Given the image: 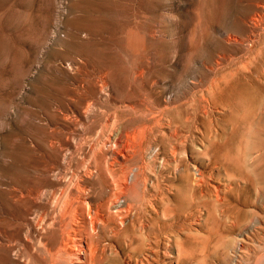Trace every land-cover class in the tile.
Listing matches in <instances>:
<instances>
[{"label": "rangeland", "instance_id": "1", "mask_svg": "<svg viewBox=\"0 0 264 264\" xmlns=\"http://www.w3.org/2000/svg\"><path fill=\"white\" fill-rule=\"evenodd\" d=\"M257 2L259 3L258 0H0V264H52L53 260L54 264H59L57 262H62V258L63 262L60 264H71L73 259H78L77 251L81 253L86 250L88 254L86 246L79 247L78 237V242L76 239L74 242L65 239L74 227L84 229V234L89 233V230L91 232L87 236L96 249L92 264H249L250 261V264H264L258 258L264 253H260L264 249V150H261V146H264V103L258 109V105L261 107V102H264V48L257 49L261 44L258 42L262 39L264 41V15L256 11ZM251 19H256L258 23L256 36L250 34L246 26ZM257 19H260L262 25H259ZM263 41L260 46L264 47ZM252 42L254 46L251 45ZM247 43L251 46L247 47ZM260 68H263V72ZM261 77L263 79L260 81ZM102 81L104 85H101ZM103 88L105 93L102 92ZM225 93L228 94L227 97ZM204 107L210 113L207 111L205 114ZM86 115L91 119L90 122ZM139 126L144 130L150 126L146 129L147 135L146 130L139 132L142 131ZM88 127L92 128L89 130ZM120 128L124 130L121 134ZM129 129L135 130L133 135L135 133L136 137ZM163 132H167L164 133L168 134L167 137ZM140 133H144L143 136ZM138 134L146 138L140 142ZM134 138L140 139L139 144L135 140V144L133 143ZM110 143L114 144L110 146ZM122 143L125 145L120 147ZM140 143L141 149L138 148ZM102 150L105 152L102 153ZM112 151L127 155L124 156L127 160L120 158L113 165L115 168L124 162L119 167L127 166V173L121 177L123 173L119 172L121 168L117 166V177H128L129 182L125 179L126 183L128 182L129 187H135L139 194L138 201L129 202V207L121 215L109 208L112 203L110 193L114 192L115 184L111 182L112 178L106 182L109 176L107 172L105 175V170L113 163L110 162L113 159ZM227 153L230 158H227ZM64 155L67 156L66 165L62 162ZM222 156L227 159L224 158L226 162ZM233 156L236 158L232 159ZM230 159L236 161L234 166ZM237 162L241 163V167H237ZM139 164L140 169L137 170ZM133 167L136 169H131ZM86 170L87 176L84 174ZM56 173L59 174L57 177ZM98 174H102L104 178L98 177ZM202 174L212 178L205 179ZM90 176L92 181L89 180ZM78 178L83 181H78ZM93 178L97 180L95 185L92 184L95 182ZM193 180L201 181V184L198 182L197 186L198 183ZM208 180L210 181L207 182ZM75 181L79 182L78 185L81 183V189ZM229 181L233 187L229 188ZM109 182L113 184L110 185ZM84 183L90 186L89 189ZM77 188L82 199L72 210H67L65 205L72 194L77 193ZM106 188H110V191ZM220 189L224 191V196ZM65 191L69 193L68 196ZM91 193L92 196L88 195ZM213 194L216 195L214 200L222 201H214V204L216 202L222 206L213 204ZM185 197L187 200L182 201ZM197 199L204 203L197 202ZM58 201H61L60 205ZM197 203L207 210L202 206L200 209ZM217 208L222 211H216ZM68 211H71L69 215ZM64 212H67V219ZM94 212L98 213L95 218L104 215L106 218L99 219L95 230L91 225L95 220ZM233 218H236L237 224H232ZM137 229H140V233ZM216 231L219 233L215 235L213 232ZM229 233L236 239L235 243L233 239L227 241L232 238ZM224 239L226 241L223 242ZM240 242L243 246L249 243L245 247L248 255L232 249L237 248ZM99 243L102 245L99 246ZM74 244L76 250L73 249ZM222 244L227 251L221 247ZM202 247H205L204 251H201ZM48 251L53 253L48 254ZM203 252L205 254H201ZM121 253H125L127 259L124 260ZM52 255L54 259L51 258ZM55 256H59L60 261L56 262L59 258ZM72 264H79V260Z\"/></svg>", "mask_w": 264, "mask_h": 264}, {"label": "bare ground", "instance_id": "2", "mask_svg": "<svg viewBox=\"0 0 264 264\" xmlns=\"http://www.w3.org/2000/svg\"><path fill=\"white\" fill-rule=\"evenodd\" d=\"M258 1H259V3L257 2V5H256V11L259 12L260 14H263V15H264V0H258ZM255 4H256V3H255ZM259 13H258V15H259ZM254 14H255V13H254ZM254 14H253V16H254ZM255 15H256V14H255ZM253 16H252V17H253ZM259 16H260V15H259ZM255 17H256V16H255ZM257 18H258V16H257ZM261 18H262V17H261ZM261 18H260V19H261ZM263 18H264V17H263ZM260 19H257L258 22H259ZM262 20H263V19H262ZM262 22H263V21H262ZM259 25H262V24H260V22H259ZM246 26H247V29L249 30L250 34H252L253 36H254V35L256 36V35L258 34V33L255 34V32L257 31V28H258V23H257L256 19H253V20L251 19L250 21H248V23L246 24ZM263 28H264V27H263ZM263 28H262V29H263ZM262 29H261V30H262ZM259 33H260V32H259ZM263 34H264V33H263ZM260 35H261V33H260ZM242 37H243V36H242ZM243 38H244V37H243ZM251 38H252V37H251ZM259 38H260V37H259ZM259 38H258V39H259ZM229 39H230V37H229ZM244 39H245V38H244ZM244 39H242V40H244ZM247 39H248V38H246V40H247ZM254 39H255V38H254ZM235 40H236V39H235ZM259 40H260V39H259ZM247 41H248V40H247ZM262 41H263V39H262ZM262 41H260V42H258V43H259V44L261 43L260 45H262V44H263ZM243 42H244V41H243ZM263 42H264V41H263ZM234 43H235V42H234ZM244 43H245V42H244ZM244 43H243V44H244ZM255 43H256V42H255ZM236 44H237V43H236ZM243 44H242V45H243ZM249 44H251V43H249ZM245 45H247V47H248V46H251V45H253V42H252L251 45H248V43L245 44ZM260 45L258 46V48H257V47H256V48H257V49H259V47L264 48L263 46H260ZM253 46H254V45H253ZM253 46H252V48H253ZM237 47H238V46H237ZM256 48H255V51L257 52ZM238 49H239V48H238ZM245 49H247V48H245ZM248 49H249V48H248ZM240 50H241V49H240ZM260 52H261V51H260ZM262 53H263V52H262ZM259 54H260V53H259ZM259 54H258V55H259ZM263 54H264V53H263ZM263 57H264V56H263ZM259 60H260V59H259ZM261 61H262V60H261ZM261 61H258V62L261 63ZM263 63H264V62H263ZM250 68H251V67H250ZM257 68H259V67H257ZM263 68H264V67H263ZM263 68H262V69H263ZM247 69H249V68H247ZM247 69H246V70H247ZM260 69H261V68H260ZM262 69H261V71L263 72ZM259 71H260V70H259ZM259 71H256V72L259 73ZM258 73H257V74H258ZM263 74H264V73H263ZM263 74L260 73V75H263ZM248 76H249V75H248ZM262 77H263V76H262ZM262 77L260 78V81H261V79H263ZM251 78H252V77H251ZM256 78H257V77H256ZM237 80H238V79H237ZM263 81H264V80H263ZM104 83H105V82H104ZM242 83H243V82H242ZM256 83H257V82H256ZM225 84H226V83H225ZM101 85H104V84H103V81H102V84H101ZM262 85H263V84H262ZM262 85H261V86H262ZM99 86H100V85H99ZM99 86H98V87H99ZM101 87H102V86H101ZM103 87H104V86H103ZM222 87H223V86H222ZM92 88H93V87H92ZM96 88H97V87H96ZM101 89H102V88H100V90H101ZM222 89H223V88H222ZM222 89L220 88L221 91H225V90H222ZM102 92H104V88H103ZM107 92H108V91H107ZM213 92H214V91H213ZM225 92H226V91H225ZM104 93H105V92H104ZM221 94H222V93H221ZM261 94H262V96H263V93H261ZM223 95H224V94H223ZM225 95H226V93H225ZM227 95H228V94H227ZM227 95H226V97H227ZM259 96H260V95H259ZM242 97H243V96H242ZM229 98H230V97H229ZM258 98H259V97H258ZM258 98H257V99H258ZM263 99H264V98H263ZM259 100H260V99H259ZM261 101H262V100H261ZM261 101H260V102H261ZM92 102H93V101H92ZM261 103H262V104H260L261 107H259V105H258V109H259V108H260V109L262 108L264 102L262 101ZM96 104H97V103H96ZM207 104H209V103H207ZM88 105H91V103H90V104L88 103ZM92 105L94 106V104H92ZM209 105H210V104H209ZM212 105H213V104H212ZM245 105H246V104H245ZM93 106H92V107H93ZM207 106H208V105H207ZM207 106H206V107H207ZM92 107H91V108H92ZM94 107H95V106H94ZM94 107L92 108V110L94 109ZM129 107H130V106H129ZM131 107H132V106H131ZM134 107H135V105H134ZM134 107H133V108H134ZM136 107H137V106H136ZM206 107H204V108L206 109ZM244 107H245V106H244ZM263 107H264V106H263ZM84 108H85V106H84ZM87 108H88V106H87ZM87 108H86V110L88 111ZM250 108H252V107H250ZM96 109H97V108H96ZM147 109H148V108H147ZM205 109H203V110H205ZM258 109H257V110H258ZM260 109H259V110H260ZM90 110H91V109H90ZM138 110H139V109H138ZM209 110H210V106H209ZM207 111H208V109H206V110L204 111L205 114H206ZM84 112H85V111H84ZM94 112H95V110H94ZM208 112H209V111H208ZM252 112H253V110H252ZM252 112H251V113H252ZM260 112H262V111H260ZM86 113H87V112H85V114H86ZM91 113H92V112H91ZM91 113H90V115H92ZM209 113H210V112H209ZM209 113H208V114H209ZM88 114H89V113H88ZM208 114H207V115H208ZM151 116H152V115H151ZM205 116H206V115H205ZM239 116H240V115H239ZM258 116H260V115H258ZM86 117H87V120L90 122L91 119H88L89 117H88L87 115H86ZM139 117H140V115H139ZM134 118H135V117H134ZM141 118H142V117H141ZM152 118H153V117H152ZM154 118H155V117H154ZM189 118H190V117H189ZM262 118H263V117H261L260 120H261ZM92 119H93V118H92ZM149 119H150V118H149ZM255 119H256V118H255ZM134 120H136V119H134ZM187 120H189V119H187ZM245 120H246V119H245ZM263 120H264V118H263ZM249 121H250V120H249ZM261 121H262V120H261ZM89 122H88V123H89ZM258 122H259V121H258ZM91 123H93V121H92ZM124 123H125V122H124ZM145 123H146V122H145ZM145 123H144V124H145ZM119 124H120V123H119ZM122 124H123V122H122ZM146 124H147V123H146ZM155 124H156V123H155ZM155 124H154V125H155ZM160 124H161V123H160ZM261 124H262V123H261ZM261 124H259V125L262 126ZM81 125H82V124H81ZM93 125H94V124H93ZM129 125H130V124H129ZM157 125H158V124H157ZM256 125H257V124H256ZM90 126H91V125H90ZM90 126H89V127H90ZM124 126H125V125H124ZM132 126H133V125H132ZM140 126H143V125H140ZM140 126H139V127H140ZM147 126H148V124H147ZM89 127H88V128H89ZM122 127H123V125H122ZM127 127H128V126H127ZM149 127H150V126H149ZM149 127L146 128V129L148 130ZM152 127H153V126H152ZM154 127H155V126H154ZM262 127H263V126H262ZM262 127H261V130L263 129ZM83 128H85V127H83ZM86 128H87V127H86ZM91 128H92V127H91ZM91 128H89V130H90ZM140 128L142 129L143 127H140ZM140 128H138V130H140ZM160 128H161V127H160ZM160 128H159V129H160ZM163 128H164V127H163ZM165 128H166V127H165ZM118 129H119V128H118ZM118 129H117V130H118ZM134 129H135V128H134ZM134 129H132V131H131V129H129V130L132 132V135H133V131H135ZM146 129H145V130H146ZM168 129H169V128H168ZM86 130H88V129H86ZM105 130H106V129H105ZM120 130H121V128H120ZM145 130L142 129V131L140 130L139 132L142 133V132L145 131ZM147 130H146V135H147ZM151 130L153 131L154 129L151 128ZM257 130H258V129H257ZM259 130H260V129H259ZM263 130H264V129H263ZM122 131H124V130H121V131H120V134H121ZM126 131H127V130H126ZM126 131H125V132H126ZM136 131H137V128H136ZM162 131H163V130H162ZM165 131H167V130H165ZM125 132H124V133H125ZM169 132H170V131H169ZM262 132H263V131H262ZM262 132H261V133H262ZM116 133H117V132H116ZM116 133H115V134H116ZM124 133H122V135H123ZM136 133H137V132H136ZM141 133H140V134H141ZM164 133H165V132H163V134H164ZM166 133H167V132H166ZM166 133H165V134H166ZM171 133H172V131H171ZM171 133H170V135H171ZM140 134H138V135H140ZM143 134H144V133H143ZM143 134H141V135L143 136ZM165 134H164V136L167 137L168 134H167V135H165ZM181 134H182V133H181ZM118 135H119V134H118ZM126 135H127V134H126ZM129 135H131V133H129ZM134 135H135V133H134ZM134 135H133V136H134ZM141 135L138 136V138L140 137L141 140H140V139H137V138H134V139H133V143H134V144H135L134 140L137 141L136 144H139V140H140V142H142V141H143L142 139H145V138H146L145 135H144L145 138H144V137L142 138ZM127 136H128V135H127ZM127 136H125V138H126ZM117 137H118V136H117ZM119 137H120V136H119ZM129 137L131 138V136H129ZM129 137H128L127 139H129ZM134 137H136V135H135ZM162 137H163V136H162ZM170 137H171V136H170ZM178 137H179V136H178ZM261 137H262V135H261ZM58 139H59V138H58ZM114 139H115V138H114ZM116 139H117V138H116ZM116 139H115V140H116ZM118 139H119V138H118ZM118 139H117V140H118ZM123 139H124V138H123ZM136 139H137V140H136ZM260 139H261V138H260ZM263 139H264V138H263ZM121 140H122V139H121ZM131 140H132V139H131ZM131 140H130V142H132ZM106 141H107V140H106ZM110 141H111V139H110ZM128 141H129V140H128ZM113 142H114V141H113ZM122 142H125V141L122 140ZM126 142H127V141H126ZM240 142H241V141H240ZM262 142H263V141H262ZM106 143H107V142H106ZM117 143H118V142L116 141L115 144H117ZM148 143H149V142H148ZM113 144H114V143H112V144L110 143V146L113 145ZM131 144H132V143H131ZM149 144H150V143H149ZM152 144H153V143H152ZM222 144H223V143H222ZM100 145H101V144H100ZM122 145L124 146L125 144L122 143V144L119 145V146L122 147ZM76 146H77V145H76ZM114 146H115V145H114ZM119 146H117V147H119ZM131 146L134 147L133 144H132ZM138 146H139V145H137V147H138ZM147 146H148V145H147ZM103 147H105V145H104ZM108 147H109V146H108ZM117 147H116V148H117ZM120 147L118 148V150L120 149ZM133 147H131V148L133 149ZM140 147H142V146H141V143H140V146H139L138 148H140ZM261 147H263V149L261 148V150H264V146H261ZM96 148H97V147H95V150H96ZM101 148H102V147H101ZM106 148H107V147H106ZM106 148H105V149H106ZM109 148H110V147H109ZM113 148H115V147H113ZM116 148H115V149H116ZM124 148H126V147H124ZM128 148H129V147H128ZM131 148H130V149H131ZM138 148H137V149H138ZM207 148H208V147H207ZM78 149H79V148H78ZM103 149H104V148H103ZM111 149H112V147H111ZM140 149H141V148H140ZM145 149H146V148H145ZM145 149L142 148V150H145ZM64 150H65V149H64ZM69 150H70V149H69ZM95 150H94V151H95ZM99 150H100V149H99ZM121 150H122V149H121ZM126 150H127V149H126ZM134 150H135V149H134ZM227 150H228V149H227ZM238 150H239V149H238ZM70 151H71V150H70ZM90 151H91V150H90ZM97 151H98V148H97ZM113 151H115V150H113ZM113 151H112L113 159L111 160V159L108 157V158L111 160L110 162L113 161V163H112V164H109L110 167L107 166V165H108V161H109V159H108L106 166L109 167V168L106 167V170H105V175H107V173H108V176H109V178H107L106 182L108 181V179L111 180L110 178H112V181H111V182H113V183L115 184V186H114V192L110 193V194H111L110 197L112 198V199H111L112 203H111V205H109V208H110V209H114L115 212H117L118 215H121L122 213H124L123 211H125L126 208L129 207V205H130L129 202H131V201H138V199H139V194H138L137 189H136L135 187H129V186H128V182H129V181H128V177H127V178H124V177H123L124 180H123V178H122V179H121V178H118V177H120V176L117 177V174H118V173H116V169H115V168H116L118 165L115 166V168H114V165H113V164L118 163V162L120 161V160H119L120 158L125 159V158L127 157V155H124V156H126V157L124 158V156L122 155V154H123L122 152H121L122 154L119 155V152H118V151H117L118 153H117V152L115 153V152H113ZM119 151H120V150H119ZM129 151H130V150H129ZM129 151H128V152H129ZM131 151H132V150H131ZM139 151H140V154H141V150H139ZM100 152H101V151H100ZM103 152H105V150H104V151L102 150V153H103ZM108 152H109V151H108ZM124 152H125V151H124ZM135 152H136V151H135ZM137 152H138V151H137ZM137 152H136V153H137ZM261 152H262V151H261ZM71 153H72V152H71ZM91 154H92V153H91ZM104 154H105V153H104ZM106 154H107V153H106ZM131 154H132V153H131ZM133 154H134V151H133ZM224 154H225V153H224ZM224 154H223V155H224ZM227 154L229 155V153H227ZM260 154H262V153H260ZM66 155H67V152H66ZM92 155H93V154H92ZM98 155H99V154H98ZM129 155H130V152H129ZM141 155H142V154H141ZM141 155L138 154V156H141ZM225 155H226V154H225ZM228 155H227V156H228ZM71 156H72V154H71ZM93 156H94V155H93ZM106 156H107V155H106ZM109 156H110V155H109ZM112 156H111V157H112ZM131 156L133 157V155H131ZM131 156H130V157H131ZM138 156H136V157H138ZM237 156H238V155H237ZM245 156H246V155H245ZM72 157H74V156H72ZM101 157L104 158V156H101ZM101 157H100V158H101ZM134 157H135V156H134ZM141 157H142V156H141ZM222 157H223V156H222ZM91 158H92V157H91ZM128 158H129V157H128ZM143 158H144V154H143ZM224 158H225V157H223V159H224ZM227 158H230V155H229V157H227ZM231 158H232V157H231ZM235 158H236V157H235ZM235 158H234V156H233L232 159H235ZM238 158H239V157H238ZM73 159H74V158H73ZM95 159L97 160L98 158L96 157ZM132 159H133V158H132ZM132 159H131V161H132ZM134 159H136V158H134ZM140 159H141V158H140ZM140 159H139L138 161H140V164H141V160H140ZM225 159H226V158H225ZM225 159H224V161H225ZM232 159H230V160L233 161ZM88 160H89V159H88ZM92 160H93V159H92ZM105 160H106V158H105ZM126 160H127V158H126ZM142 160H143V159H142ZM226 160H227V159H226ZM228 160H229V159H228ZM237 160H238V159H237ZM71 161H72V159H71ZM103 161H104V160H102V162H103ZM133 161H134V160H133ZM133 161H132V162H133ZM214 161H215V159H214ZM238 161H241V160H238ZM62 162H63V164L65 163L64 165H66V162H67V156H65V155L63 156V161H62ZM68 162H69V161H68ZM105 162H106V161H105ZM126 162L129 163L130 161H126ZM126 162H125V163H126ZM132 162H131V163H132ZM225 162H226V161H225ZM260 162H261V161H260ZM70 163H71V162H70ZM90 163H91V162H90ZM122 163H124V162H122ZM122 163H120V165H121ZM217 163H219V162H217ZM222 163H224V162H222ZM228 163H230V162H228ZM234 163H236V161H233L231 164H233V166H234ZM237 163H238V162H237ZM239 163H240V162H239ZM239 163H238V164H239ZM262 163H264V162H262ZM67 164H68V163H67ZM96 164H97V163H96ZM98 164H99V163H98ZM135 164H136V163H135ZM140 164H139V168H137V170L140 169ZM224 164H226V163H224ZM224 164H222V165L224 166ZM238 164H236L237 167H241V163H240V166H238ZM88 165H89V164H88ZM120 165H119V166H120ZM142 165H143V163H142ZM236 165H235V167H236ZM85 166H86V165H85ZM91 166H92V165H91ZM102 166H103V165H102ZM102 166H101V167H102ZM119 166H118V167H119ZM122 166H123V164H122ZM122 166L119 167V168H121L119 172H120V173H123L122 175L119 173V174L121 175V177H122V176H125V174L127 173V166H124V167H122ZM220 166H221V165H220ZM243 166H244V165H243ZM258 166L260 167V165H258ZM258 166H256V167L258 168ZM261 166H262V165H261ZM89 167H90V165H89ZM130 167H131V166H130ZM130 167H129V168H130ZM145 167H146V165H145ZM214 167H215V166H214ZM216 167H217V166H216ZM94 168H95V167H94ZM94 168H93V169H94ZM97 168H98V167H97ZM99 168H100V167H99ZM125 168H126V169H125ZM134 168H135V167H133V168H131V169H134ZM142 168H143V167H141V169H142ZM146 168H147V167H146ZM242 168H243V167H242ZM85 169H86V167H85ZM107 169H108V170H107ZM135 169H136V168H135ZM258 169H259V168H258ZM102 170H104V166L102 167ZM117 170H118V169H117ZM145 170H146V172H147V169H145ZM205 170H206V169H205ZM223 170H224V169H223ZM241 170H242V169H241ZM243 170H244V169H243ZM89 171H92V169L89 170ZM89 171H88V173H89ZM99 171H100V170H99ZM142 171H143V170H142ZM176 171H177V169H176ZM197 171H198V170H197ZM202 171H203V170H202ZM213 171H214V170H213ZM256 171H257V170H256ZM86 172H87V170L84 171V174H85ZM106 172H107V173H106ZM135 172H136V171H135ZM138 172H140V170H139ZM138 172H137V173H138ZM144 172H145V171H144ZM144 172H143V174H144ZM198 172H199V171H198ZM200 172H201V171H200ZM206 172H207V171H206ZM58 173H59V172H58ZM91 173H92V172H91ZM91 173H90V174H91ZM94 173H95V172H94ZM96 173H98V172H96ZM100 173H101V172H100ZM132 173H134L133 170H132ZM201 173H202V172H201ZM214 173H215V171H214ZM66 174H67V173H66ZM86 174H87V173H86ZM86 174H85V175H86ZM128 174H129V173H128ZM134 174H135V173H134ZM141 174H142V173H141ZM141 174H140V176H141ZM145 174H146V173H145ZM196 174H197V172L194 173V175H196ZM199 174H200V173H199ZM206 174H207V173H206ZM227 174H228V173H227ZM231 174H232V173H231ZM255 174H256V173H255ZM259 174H260V173H259ZM52 175H53V174H52ZM52 175H51V176H52ZM57 175H59V174L56 173V176H55V177H57ZM62 175H63V174H62ZM69 175H70V174H69ZM69 175H68V176H69ZM91 175H92V174H91ZM96 175H97V174H96ZM96 175H95V176H96ZM99 175H100V174H98V177H102V176H101L102 174H101L100 176H99ZM146 175H147V174H146ZM202 175H203V174H202ZM202 175H201V178H200L201 181H202V178H203ZM212 175H213V174H212ZM212 175H211V176H212ZM72 176H73V175H72ZM75 176H76V175H75ZM82 176H83V175H81V177H82ZM86 176H87V175H86ZM88 176H89V174H88ZM103 176H104V175H103ZM143 176H144V175H143ZM198 176H199V175H198ZM203 176H205V175H203ZM207 176H208V175H207ZM228 176H229V175H228ZM62 177H63V176H62ZM78 177H79V176H78ZM83 177H84V176H83ZM91 177H92V176L89 177V180L92 181ZM93 177H94V176H93ZM105 177H106V176H105ZM131 177L133 178V176H131ZM192 177H193V175H192ZM208 177H210V176H208ZM208 177L205 176V179L208 178ZM231 177H232V175H231ZM73 178H74V177H73ZM84 178H85V177H84ZM102 178H104V177H102ZM143 178H144V177H143ZM145 178H146V177H145ZM147 178H148V175H147ZM193 178H194V177H193ZM211 178H212V177H210V179H211ZM213 178H214V176H213ZM233 178H235L234 175H233ZM64 179H65V181H66V178H64ZM68 179H69V178H68ZM74 179H75V178H74ZM93 179H94V178H93ZM96 179H97V178H96ZM125 179H127V181H128L127 183H126V180H125ZM196 179H197V178H196ZM196 179H195V180H196ZM198 179H199V178H198ZM229 179H230V178H229ZM256 179H257V178H256ZM56 180H58V179H56ZM77 180L79 181L80 179L78 178ZM94 180H95V179H94ZM94 180H93V181H94ZM98 180H99V179H98ZM100 180H101V178H100ZM100 180H99V181H100ZM142 180L144 181V179H142ZM145 180H146V179H145ZM195 180H193V181H195ZM232 180H234V179H232ZM232 180H231V181H232ZM241 180H242V179H241ZM249 180H250V179H249ZM63 181H64V180H63ZM69 181H70V179L67 180V182H69ZM72 181H73V180H72ZM80 181H83V179L80 180ZM86 181H87V183H88V180H87V179H86ZM86 181H85V182H86ZM96 181H97V180H95V182H93L92 184L95 185L94 183H96ZM138 181H139V178H138V176H137V178H136V182H138ZM185 181H186V179H185ZM188 181H189V180H188ZM191 181H192V178H191ZM201 181H200V182H201ZM203 181H204V179H203ZM209 181H210V180H208L207 182H209ZM237 181H238V180H237ZM58 182H59V180H58ZM75 182L77 183V181H75ZM102 182H103V180H102ZM106 182H105V179H104V183H106ZM140 182H141V181H140ZM147 182H148V180H147ZM147 182H145V183H147ZM195 182H197V181H195ZM198 182H199V181H198ZM198 182H197V183H198ZM200 182H199V183H200ZM229 182H230V181H229ZM235 182H236V180L234 181V183H235ZM255 182H256V181H255ZM71 183H72V182H71ZM76 183H75L74 186H76ZM78 183H79V182H78ZM78 183H77V185H78ZM113 183H111V184H113ZM132 183H133V182H132ZM143 183H144V182H143ZM145 183H144V184H145ZM149 183H150V182H149ZM182 183H183V182H182ZM199 183H198L197 186H199ZM205 183H206V180H205ZM211 183H212V182H211ZM225 183H227V182H225ZM237 183H239V182H237ZM248 183H249V182H248ZM66 184H67V183H66ZM73 184H74V183H73ZM73 184H72V186H73ZM80 184H81V183H80ZM80 184H79L77 187H79ZM102 184H103V183H102ZM106 184H107V183H106ZM109 184H110V182H109ZM111 184H110V185H111ZM129 184H131V183H129ZM186 184H187V182H186ZM200 184H201V183H200ZM202 184H203V182H202ZM206 184H207V183H206ZM208 184H209V183H208ZM215 184H216V182H215ZM215 184H214V185H215ZM221 184H222V183H221ZM229 184H231V182H230ZM84 185H87L86 187H88V184H85V183H84ZM89 185H91V184H89ZM104 185H105V184H104ZM110 185H109V186H110ZM148 185H149V184H148ZM195 185H196V184H195ZM218 185H219V184H218ZM233 185H234V184H233ZM240 185H241V184H240ZM52 186H53V185H52ZM68 186H69V184H68ZM186 186H188V184H187ZM193 186H194V185H193ZM204 186H205V184H204ZM210 186H211V184H210ZM210 186H209V187H210ZM226 186H228V185H226ZM226 186H225V188H226ZM230 186L233 187L232 184L229 185V188H230ZM86 187H85V188H86ZM89 187H90V186H89ZM89 187H88V189H89ZM101 187H102V186H101ZM112 187H113V186H112ZM150 187L153 188L152 185H151ZM184 187H185V186H184ZM189 187H191V186H189ZM200 187H201V186H200ZM207 187H208V186H207ZM212 187H214V186H212ZM262 187H263V186H262ZM69 188H70V187H69ZM72 188H73V187H72ZM81 188H82V187L80 186V189H81ZM91 188H92V186H91ZM91 188H90V189H91ZM93 188H94V187H93ZM147 188H148V187H147ZM147 188H146V189H147ZM157 188H158V187H157ZM191 188H192V187H191ZM202 188H203V186H202ZM204 188H205V187H204ZM210 188H211V187H210ZM210 188H209V189H210ZM239 188H240V187H239ZM239 188H238V190H239ZM257 188H259V187H257ZM58 189H59V188H58ZM77 189H78L77 193L72 194L73 196H72L71 199L69 200L68 204L65 205V206H67V207H66L67 210H72V207H73L75 204L79 203V201L82 199V198L80 199L79 188H77ZM106 189H108V188H106ZM109 189H110V188H109ZM109 189H108V190H109ZM138 189H139V188H138ZM154 189H155V188H154ZM167 189H168V188H167ZM180 189H181V187H180ZM186 189H187V188H186ZM193 189H194V187H193ZM193 189L191 190L192 193H193ZM218 189H219V188H218ZM222 189H223V188H222ZM254 189H256V188H254ZM69 190H70V189H69ZM69 190H68V191H69ZM75 190H76V189H75ZM75 190H74V191H75ZM92 190H94V189H92ZM99 190H100V188H99ZM149 190H152V189L149 188ZM182 190H183V188H182ZM198 190H199V189H198ZM200 190L202 191V189H200ZM215 190H217V189H215ZM228 190H229V189H228ZM263 190H264V189H263ZM46 191H47V190H46ZM46 191H45V193H46ZM70 191H71V190H70ZM83 191H84V190H83ZM87 191H89V190H87ZM109 191H110V190H109ZM144 191H145V190H144ZM155 191L157 192L158 190H155ZM220 191H221V189H220ZM225 191H226V190H225ZM258 191H259V189H258ZM65 192H66V191H65ZM65 192H63V193H65ZM84 192H85V191H84ZM92 192H93V191H92ZM146 192H147V191H146ZM202 192H203V191H202ZM218 192H219V190H218ZM223 192H224V191H223ZM223 192L221 191L222 194H223ZM42 193H43V191L41 192V194H42ZM66 193H67V192H66ZM80 193H81V190H80ZM153 193H154V192H153ZM198 193H199V192H198ZM205 193H206V192H205ZM213 193H214V192H213ZM216 193H217V192H216ZM216 193H215V194H216ZM226 193H227V192H226ZM229 193H230V191H229ZM49 194H50V192H49ZM68 194H69V193H67V196H68ZM70 194H71V193H70ZM96 194H97V193H96ZM105 194H106V193H105ZM110 194H109V195H110ZM151 194H152V193H151ZM215 194H213V197L211 196L212 199L217 195V194H216V195H215ZM231 194H232V191H231ZM234 194H235V193H234ZM61 195H62V194H61ZM83 195H84V194H83ZM88 195H91V196H92V193H91V194H88ZM98 195H100V194H98ZM103 195H104V194H103ZM147 195H148V194H147ZM149 195H150V194H149ZM153 195H154V194H153ZM156 195H157V194H156ZM158 195H159V194H158ZM186 195H187V194H186ZM186 195H184V196H186ZM201 195L203 196V194H201ZM210 195H211V194H210ZM214 195H215V196H214ZM238 195H239V194H238ZM238 195H237V196H238ZM37 196H38V194H37ZM94 196H95V195H94ZM101 196H102V194H101ZM159 196H160V195H159ZM223 196H224V194H223ZM228 196H231V195H226V197H228ZM232 196H233V195H232ZM240 196H241V195H240ZM263 196H264V195H263ZM44 197H46V196H44ZM58 197H60V196H58ZM69 197H70V196H69ZM81 197H82V196H81ZM108 197H109V196H108ZM152 197H153V196H152ZM157 197H158V196H157ZM186 197H190V196L188 195V196H186ZM186 197H185V199L182 200V201L187 200ZM191 197H192V196H191ZM200 197H201V196H200ZM200 197H198V199H199ZM204 197H205V196H204ZM204 197H203V198H204ZM211 197H210V199H211ZM234 197H235V199H236V196H235V195L233 196V198H234ZM32 198H33V197H32ZM90 198H92V197H90ZM103 198H105V197H103ZM155 198H156V197H155ZM205 198L207 199V197H205ZM217 198H218V195H217ZM220 198H221V197H220ZM242 198H243V197H242ZM38 199H39V198H38ZM63 199H64V198H63ZM65 199H66V198H65ZM108 199H109V198H108ZM108 199H107V200H108ZM147 199H148V197H147ZM153 199H154V197H153ZM153 199L151 198V200H153ZM156 199H157V198H156ZM156 199H155V200H156ZM159 199H160V198H159ZM193 199H194V198H192V200H193ZM198 199H197L196 201H197V202H200L201 199H200V200H198ZM206 199H205V200H206ZM45 200H47V198H46ZM45 200H43V201H45ZM51 200H52V199H51ZM86 200H87V202H88V199H86ZM142 200H144V199H142ZM188 200H189V199H188ZM192 200H189V201L192 202ZM203 200H204V199H203ZM205 200H204V201H205ZM236 200H237V199H236ZM236 200H235V201H236ZM241 200H242V199H241ZM53 201H54V200H53ZM63 201H64V200H63ZM65 201H68V199L65 200ZM93 201H94V199H93ZM93 201H92V202H93ZM98 201H100V199H99ZM101 201H102V200H101ZM156 201H157V200H156ZM208 201H209V200H208ZM214 201H219V200H218V199H217V200H216V199H215V200L213 199V201H212L213 204H214ZM220 201H221V200H220ZM220 201H219L218 203H220ZM49 202H50V201H49ZM58 202H59V205H60L61 201H58ZM58 202H57V203H58ZM106 202L109 203L108 201H106ZM145 202H146V200H145ZM149 202H150V201H149ZM187 202H188V201H187ZM201 202H202V201H201ZM201 202H200V203H201ZM209 202H211V201H209ZM221 202H222V201H221ZM223 202H224V201H223ZM242 202H243V201H242ZM39 203H40V201H39ZM55 203H56V202H55ZM64 203L66 204V202H64ZM84 203L86 204V202H84ZM84 203H83V204H84ZM103 203H104V201H103ZM146 203H148V202H146ZM154 203H155V202H154ZM192 203H193V202H192ZM202 203H204V202H202ZM218 203L215 202L216 205L220 206L221 204L219 205ZM83 204H82V205H83ZM89 204H90V203H89ZM89 204H87V205H89ZM91 204H92V203H91ZM93 204H94V203H93ZM95 204H96V203H95ZM112 204H113V205H112ZM163 204H164V203H163ZM186 204H187V203H186ZM188 204H190V202H189ZM188 204H187V205H188ZM197 204H198V203H197ZM211 204H212V203H211ZM215 204H214V205H215ZM225 204H226V203H225ZM225 204H224V205H225ZM232 204H233V202H232ZM236 204H237V203H236ZM239 204H240V202H239ZM63 205H64V204H63ZM63 205H62V206H63ZM87 205H86V206H87ZM142 205H143V204H142ZM144 205H145V204H144ZM146 205H147V204H146ZM146 205H145V206H146ZM190 205H191V204H190ZM190 205H189V206H190ZM195 205H196V202H195ZM198 205H199V204H198ZM216 205H215V206H216ZM233 205H234V204H233ZM54 206H55V205H54ZM62 206H60V207H62ZM65 206H63V207H65ZM86 206H84V207L86 208ZM96 206H97V205H96ZM137 206H138V205H137ZM145 206H144V207H145ZM147 206H148V205H147ZM150 206H151V205H150ZM179 206H180V205H179ZM189 206H188V207H189ZM199 206H200V205H199ZM201 206L203 207V205H201ZM201 206H200V209L202 208ZM221 206H222V205H221ZM45 207H46V206H45ZM97 207H98V206H97ZM104 207H105V205H104ZM107 207H108V206H107ZM134 207H135V206H134ZM152 207H153V206H152ZM196 207H197V206H196ZM205 207H206V206H205ZM210 207H212V205H211ZM237 207H238V206H237ZM88 208H89V207H88ZM93 208H95V206H94ZM153 208H154V207H153ZM159 208H160V207H159ZM174 208H175V207H174ZM203 208H204V207H203ZM235 208H236V207H235ZM59 209H60V208H59ZM95 209H96V208H95ZM101 209H102V208H101ZM128 209H129V208H128ZM130 209H131V208H130ZM132 209H133V207H132ZM132 209H131V210H132ZM137 209H139V207H138ZM140 209H141V208H140ZM189 209H191V208H189ZM197 209H198V207H197ZM204 209H206V208H204ZM221 209H223V207H222ZM224 209H226V208H224ZM60 210H62V209H60ZM65 210H66V209H65ZM65 210L63 209L62 211H65ZM97 210H98V209H97ZM131 210H130V212H131ZM144 210H145V209H144ZM160 210H161V209H160ZM165 210H166V209H165ZM198 210H199V209H198ZM206 210H207V209H206ZM218 210H219V209L217 208L216 211H218ZM226 210H227V209H226ZM94 211H95V210H94ZM103 211L105 212L106 210H103ZM109 211H110V210H109ZM146 211H148V210H146ZM154 211L156 212V210H154ZM188 211H190V210H188ZM203 211H204V210H203ZM219 211H222V210H219ZM237 211H238V210H237ZM237 211H236V212H237ZM38 212H39V211H38ZM57 212H58V211H57ZM57 212H56V213H57ZM68 212H69V211H68ZM70 212H71V211H70ZM70 212L68 213V215L70 214ZM75 212H76V211H75ZM83 212L85 213L84 210H83ZM101 212H102V211H101ZM130 212H128V213H130ZM136 212H137V211H136ZM136 212H135V213H136ZM199 212H200V211H199ZM199 212H198V213H199ZM213 212H214V211H213ZM41 213H44V212H41ZM59 213H61V212H59ZM64 213H65V214H64ZM64 213H63V214H64L65 217H66V216H67V214H66L67 212H64ZM76 213H78V212H76ZM80 213H81V212H80ZM111 213H112V212H111ZM113 213H114V212H113ZM131 213H132V212H131ZM138 213H139V212H138ZM142 213H144V212H142ZM149 213H150V212H149ZM156 213H157V212H156ZM211 213H212V210H211ZM215 213H217V212H215ZM215 213H214V215H215ZM37 214H38V213H37ZM74 214H75V213H73V215H74ZM78 214H79V213H78ZM99 214H101V213H99ZM107 214H109V213L107 212ZM125 214H126V213H125ZM153 214H154V213H153ZM158 214H159V213H158ZM158 214H156V215H158ZM165 214H166V213H165ZM200 214H201V213H200ZM202 214H203V213H202ZM221 214H222V212H221ZM40 215H41V214H40ZM43 215H44V214H43ZM43 215H42V216H43ZM55 215H56V214H55ZM64 215H63V216H64ZM89 215H90V214H89ZM91 215H92V213H91ZM101 215H103V214H101ZM127 215H128V214H127ZM145 215H147V214H145ZM193 215H194V214H193ZM228 215H229V214H228ZM35 216H36V215H35ZM37 216H38V215H37ZM46 216H48V215H46ZM52 216H53V215H52ZM63 216H61V217H63ZM74 216H76V215H74ZM78 216H79V215H78ZM95 216H98V213H97V212H94V218H95ZM104 216H105V215H104ZM104 216L99 217V218L97 217V218H95V220L93 219V222L91 221V222L93 223V224H91L93 230H95V225L99 224V222H100L99 219H100V218H105ZM110 216H111V215H110ZM115 216H116V215H115ZM124 216H125V215H124ZM129 216H130V215H129ZM163 216H164V215H163ZM191 216H192V215H191ZM209 216H210V215H209ZM209 216H208V217H209ZM54 217L56 218V216H54ZM84 217H86V216H84ZM89 217H90V216H89ZM106 217H107V216H106ZM111 217H112V216H111ZM135 217H136V216H135ZM143 217H144V216H143ZM154 217H156V216H154ZM232 217H233V216H232ZM254 217H255V216H254ZM256 217H257V216H256ZM259 217H260V216H259ZM35 218H36V217H35ZM40 218H41V217H40ZM40 218H39V219H40ZM68 218H69V216H68ZM72 218H73V216H72ZM72 218H71V219H72ZM92 218H93V217H92ZM112 218H113V220H114V217H112ZM116 218H117V216H116ZM125 218H126V217H125ZM128 218H129V217H128ZM159 218H160V217H159ZM201 218H202V217H201ZM240 218H241V217H240ZM246 218H247V217H246ZM33 219H34V218H33ZM64 219H65V218H64ZM66 219H67V217H66ZM75 219H76V218H75ZM78 219H79V218H78ZM78 219H76V220H78ZM84 219H85V218H84ZM105 219H106V218H105ZM120 219H121V217H120ZM152 219H153V218H152ZM152 219H151V220H152ZM196 219H197V218H196ZM233 219H234L233 222H232V221H229V222H232V224H234V223L237 224V221L235 222L236 218H233ZM252 219H253V218H252ZM256 219H257V218H255V220H256ZM36 220H37V219H36ZM42 220H43V218H42ZM44 220H47V219H44ZM48 220H49V219H48ZM56 220H57V219H56ZM56 220H55L54 222H56ZM81 220H82V219H81ZM90 220H91V218H90ZM125 220H126V219H125ZM135 220H136V219H135ZM154 220H155V219H154ZM189 220H190V219H189ZM216 220H217V219H216ZM226 220H228L227 217H226ZM226 220H225V221H226ZM40 221H41V219L39 220V222H40ZM60 221H63V219H62V220H59V222H60ZM74 221H75V220H74ZM85 221H87V220H85ZM101 221H102V220H101ZM103 221H106V222H107V220H103ZM103 221H102V222H103ZM115 221H116V220H115ZM136 221H137V220H136ZM142 221H143V220H142ZM147 221H148V220H147ZM147 221H145V222H147ZM149 221H150V220H149ZM149 221H148V222H149ZM249 221H250V220H249ZM249 221H248V222H249ZM34 222H35V220H34ZM45 222H46V221H44V223H45ZM52 222H53V221H52ZM52 222H51V223H52ZM54 222H53V223H54ZM79 222H80V221H79ZM82 222H83V221H82ZM118 222H119V220H118ZM123 222H124V221H123ZM128 222H129V221H128ZM148 222H147V223H148ZM213 222H214V221H213ZM250 222H251V221H250ZM37 223H38V220H37ZM44 223H43L42 225H45ZM53 223H52V224H53ZM57 223H58V222H57ZM63 223H64V222H63ZM104 223H105V222H104ZM119 223H120V222H119ZM136 223H137V222H136ZM143 223H144V222H143ZM143 223H142V224H143ZM154 223H156V222H154ZM157 223H158V222H157ZM163 223H164V222H163ZM189 223H190V222H189ZM39 224H40V223H39ZM46 224H47V222H46ZM66 224H67V223H66ZM75 224H76V222H75ZM80 224H81V222H80ZM86 224H87V223H86ZM86 224H85V225H86ZM110 224H111V223H110ZM116 224H118V223L116 222ZM124 224H125V223H124ZM140 224H141V223H140ZM158 224H159V223H158ZM216 224H217V223H216ZM236 224H235V226H236ZM263 224H264V222H263ZM42 225H41V226H42ZM49 225H51V224H49ZM49 225H48V226H49ZM54 225H55V224H54ZM60 225H61V224H60ZM77 225L79 226V223H78ZM82 225H83V223H82ZM106 225H107V224H106ZM137 225H138V224H137ZM224 225H225V224H224ZM36 226H37V225H36ZM45 226H46V225H45ZM55 226H56V225H55ZM55 226H53V228H55ZM68 226H69V225H68ZM74 226H75V225H74ZM74 226H73V227H74ZM80 226H81V225H80ZM113 226H115V225H113ZM117 226H118V225H117ZM124 226H126V224H125ZM139 226H141V225H139ZM143 226H145V225L143 224ZM149 226H151V225H149ZM157 226H158V225H157ZM219 226H220V225H219ZM37 227H38V226H37ZM49 227L51 228V226H49ZM49 227H47V229H48ZM69 227H70V226H69ZM76 227H77V226H76ZM82 227H83V226H82ZM87 227L89 228V225H88V224H87ZM87 227H86V228H87ZM101 227H103V226H101ZM133 227H134V226H133ZM155 227H156V226H155ZM216 227H217V226H216ZM39 228H40V227H39ZM39 228H38V229H39ZM42 228H43V226H42ZM62 228H63V226H62ZM96 228H97V227H96ZM113 228H114V227H113ZM117 228H118V227H117ZM127 228H128V227H127ZM138 228H139V227H138ZM151 228H152V227H151ZM233 228H234V227H233ZM47 229H46V231H47ZM55 229H56V228H55ZM69 229H70V228H69ZM92 229H91V230H92ZM115 229H116V228H115ZM121 229H123V227H122ZM131 229H132V228H131ZM133 229H134V228H133ZM148 229H149V228H148ZM159 229H160V228H159ZM212 229H213V228H212ZM9 230H10V229H9ZM82 230H84V229H82ZM82 230H79V229H77V228H75V227L72 228V230H71L70 232H68L67 238L65 237V239H67V240H71V241L74 242V239L77 240L76 237H78L79 242H78V240H77V242H78L79 244H78V243H77V244L79 245V247H80V246H81V247L86 246V248H88V250H87L88 254L85 252L86 250L84 251L83 249H81V250H83V251H82L81 253H78V251H77V254H76V255H77V258H78V259H75V260H79V264H92V263L94 262V259H95V250H96V249H94V245L92 244V240L90 239V237L87 236V234H90V233H91L90 230L88 229V230H89V233H87V234H86V233L84 234V231H82ZM85 230H86V229H85ZM96 230H97V229H96ZM102 230H103V229H102ZM105 230H106V229H105ZM109 230H110V229H109ZM113 230H114V229H113ZM113 230H112V232H113ZM129 230H130V229H129ZM137 230H138L137 232H139L140 229H137ZM218 230H219V229H218ZM223 230H224V229H223ZM42 231H43V230H42ZM46 231H45V232H46ZM51 231H53V229H52ZM67 231H69V230H67ZM110 231H111V230H110ZM152 231H153V230H152ZM213 231H214V230H213ZM234 231H235V230H234ZM30 232H31V231H30ZM103 232H104V231H103ZM143 232H144V231H143ZM217 232H218V231L213 232V233L216 235ZM222 232H223V231H222ZM39 233H40V232H39ZM42 233H43V232H42ZM42 233H41V234H42ZM53 233H54V232H52V234H53ZM56 233H57V232H56ZM58 233H59V232H58ZM64 233H66V231H65ZM64 233H63V234H64ZM94 233H97V232H94ZM131 233H132V232H131ZM139 233H140V232H139ZM139 233H138V234H139ZM149 233H150V232H149ZM154 233H155V232H154ZM156 233H157V232H156ZM218 233H219V232H218ZM220 233H221V232H220ZM226 233H227V232H226ZM30 234H31V233H30ZM100 234H101V233H100ZM102 234H103V233H102ZM111 234H113V233H111ZM122 234H123V233H122ZM147 234H148V233H147ZM214 234H213V235H214ZM231 234H232V232H231ZM231 234L229 233L230 236H231ZM27 235H28V234H27ZM36 235H37V234H36ZM53 235H55V234H53ZM60 235H61V234H60ZM91 235H93V234H91ZM94 235H96V234H94ZM105 235H106V234H105ZM105 235H104V236H105ZM124 235H125V233H124ZM129 235H131V234L129 233ZM135 235H136V234H135ZM221 235H222V234H221ZM39 236H40V235H39ZM41 236H42V235H41ZM43 236H44V235H43ZM57 236H59V235H57ZM89 236H90V235H89ZM139 236H140V234H139ZM139 236H138V237H139ZM144 236H145V234H144ZM146 236H148V235H146ZM150 236H151V235H149V237H150ZM153 236H154V235H153ZM223 236H224V235H223ZM225 236H227V235H225ZM63 237H64V236H63ZM92 237H93V236H92ZM102 237H103V236H102ZM111 237H112V236H111ZM114 237H115V236H114ZM128 237H129V236H128ZM156 237H157V236H156ZM213 237H214V236H213ZM231 237H232V236H231ZM51 238H52V237H51ZM55 238H57V237H55ZM94 238H95V237H94ZM96 238H97V236H96ZM100 238H101V237H100ZM103 238H104V237H103ZM116 238H117V237H116ZM145 238H146V237H145ZM151 238H152V237H151ZM153 238H154V237H153ZM159 238H160V237H159ZM210 238H211V237H210ZM210 238H209V239H210ZM221 238H222V237H221ZM227 238H228V236H227ZM227 238H226V239H227ZM235 238H236V237H235ZM250 238H251V237H250ZM30 239H31V238H30ZM30 239H29V241H32V240H30ZM63 239H64V238H63ZM106 239H108V237H107ZM106 239H105V240H106ZM110 239H111V238H110ZM113 239H114V238H113ZM120 239H121V238H120ZM205 239H207V237H206ZM216 239H217V238H216ZM229 239H233V237H232V238H228L227 241H228ZM237 239H238V238H237ZM251 239H252V238H251ZM26 240L28 241V239H26ZM40 240H41V239H40ZM40 240H39V241H40ZM48 240H49V239H48ZM54 240H55V239H54ZM105 240H104V241H105ZM108 240H109V239H108ZM123 240H124V239L122 238L121 241H123ZM125 240H126V239H125ZM136 240H137V239H136ZM154 240H155V238H154ZM210 240H211V239H210ZM218 240H219V239H218ZM233 240H234V239H233ZM235 240H236V239H235ZM235 240H234V243L236 242ZM238 240H239V239H238ZM248 240H249V239H248ZM50 241H51V240H50ZM63 241H65V240H63ZM101 241H102V238L100 239V243H101ZM109 241H110V240H109ZM111 241H112V240H111ZM113 241H114V240H113ZM134 241H135V240H134ZM148 241H149V240H148ZM224 241H226V240L224 239L223 242H224ZM229 241H230V240H229ZM243 241H244V240H243ZM18 242H19V241H18ZM56 242H57V241H56ZM106 242H107V241H106ZM106 242H105V243H106ZM115 242H117V241H115ZM124 242H125V241H124ZM136 242L139 243V241H136ZM208 242H209V241H208ZM219 242H221V240H220ZM232 242H233V241H232ZM232 242H229V243H232ZM245 242H246V241H245ZM71 243H72V242H71ZM100 243H99V246L102 245V244H100ZM111 243H113V242H111ZM172 243H173V242H172ZM227 243H228V242H226V244H227ZM240 243H241V244H240L241 246L238 245L237 248L235 247V248H232V249H234V250H238L240 253H243L244 255H248V254H249V253L247 252L248 250H245V249H246L245 247H247V246L249 245V243L247 242V243H248L247 246H243L242 242H240ZM19 244H20V243H19ZM38 244H40V243H38ZM52 244H54V243H52ZM55 244H56V243H55ZM62 244H63V243H62ZM62 244H61V245H62ZM97 244H98V243H97ZM107 244H108V242H107ZM122 244H123V242H122ZM136 244H137V243H136ZM136 244H135V245H136ZM145 244H146V243H145ZM154 244H155V243H154ZM156 244H157V243H156ZM158 244H159V243H158ZM219 244H220V243H219ZM223 244H224V243H223ZM223 244H222L221 247L224 248ZM63 245H64V244H63ZM104 245H105V244H104ZM117 245H118V244H117ZM133 245H134V244H133ZM142 245H143V244H142ZM147 245H148V244H147ZM149 245H150V244H149ZM224 245H225V244H224ZM234 245H235V244H234ZM15 246H16V245H15ZM45 246H46V244H45ZM48 246H49V245H48ZM54 246H56V245H54ZM68 246H70V245H68ZM73 246H74L73 249H75V248H76V247H75L76 244H74ZM99 246H98V248H99ZM128 246H129V245H128ZM130 246H131V245H130ZM202 246H203V245H202ZM206 246H207V244H206ZM216 246H217V245H216ZM235 246H236V245H235ZM42 247H44V245H43ZM50 247H51V246H50ZM79 247H78V248H79ZM106 247H107V245H106ZM112 247H113V246H112ZM156 247H157V246H156ZM219 247H220V246H219ZM233 247H234V246H233ZM70 248H72V247L70 246ZM102 248H103V247H102ZM109 248H110V247H109ZM114 248H115V247H114ZM123 248H124V247H123ZM137 248H138V247H137ZM137 248H136V249H137ZM139 248H140V247H139ZM180 248H181V247H180ZM204 248H205V247H204ZM204 248L202 247V250H201V251H204V250H205ZM215 248H216V247H215ZM230 248H231V247H230ZM22 249H24V247H23ZM58 249H59V248H58ZM84 249H85V248H84ZM116 249H117V248H116ZM121 249H122V248H121ZM132 249H133V248H132ZM158 249H159V248H158ZM184 249H186V248H184ZM220 249H221V248H220ZM248 249H249V248H248ZM250 249H252V248H250ZM18 250H19V248H18ZM45 250H46V248H45ZM45 250H44V251H45ZM50 250H51V249H50ZM75 250H76V249H75ZM112 250H113V249H112ZM125 250H126V249H125ZM180 250L182 251L183 248H181ZM186 250H187V249H186ZM199 250H200V249H199ZM218 250H219V249L217 248L216 251H218ZM224 250L227 251V248H226V249L224 248ZM262 250H263V251H260V253L264 252V249H262ZM30 251H31V249H30ZM30 251H29V253H30ZM106 251H108V250H106ZM113 251H114V250H113ZM184 251H185V250H184ZM196 251H197V250H195V252H196ZM231 251H232V250H231ZM249 251H250V250H249ZM16 252H17V251H16ZM103 252H104V251H103ZM117 252H118V251H117ZM120 252H121V251H120ZM132 252H133V251H132ZM142 252H143V251H142ZM151 252H152V251H151ZM155 252H157V251H155ZM155 252H154V253H155ZM182 252H183V251H182ZM195 252H194V253H195ZM223 252H224V251H223ZM233 252H234V251H233ZM239 252H238V254H239ZM20 253H22V252H20ZM51 253H53V252H52V251H50V252L48 251V254H51ZM61 253H62V252H61ZM110 253H111V252H110ZM158 253H159V252H158ZM180 253H181V252H180ZM186 253H187V252H186ZM189 253H190V252H189ZM197 253H199V252H197ZM213 253H214V252H213ZM226 253H227V252H226ZM234 253H235V252H234ZM260 253H259V254H260ZM45 254H46V253H45ZM96 254H97V253H96ZM98 254H99V251H98ZM102 254H103V253H102ZM111 254H112V253H111ZM111 254H110V255H111ZM113 254H114V253H113ZM138 254H139V253H138ZM159 254H160V253H159ZM165 254H166V253H165ZM181 254H182V253H181ZM187 254H188V253H187ZM201 254H205V252H203V253H201ZM201 254H200V255H201ZM236 254H237V253H236ZM236 254H235V255H236ZM251 254H252V253H251ZM14 255H15V253H14ZM46 255H47V254H46ZM72 255H75V254H72ZM76 255H75V257H76ZM100 255H101V254H100ZM127 255H128V253H127ZM129 255H131V254H129ZM153 255H154V254H153ZM155 255H157V254H155ZM155 255H154V256H155ZM184 255H185V254H184ZM226 255H227V254H226ZM232 255H233V254H232ZM244 255H243V256H244ZM18 256H20V255H18ZM47 256H48V255H47ZM47 256H45V258H46ZM56 256H57V255H56ZM56 256H55V257H56ZM63 256H64V255H63ZM105 256H106V255H105ZM121 256H122V258H123L124 260L127 259L125 253H121ZM133 256H134V255H133ZM142 256H143V255H142ZM142 256H141V257H142ZM181 256H183V255H181ZM189 256H190V255H189ZM205 256H208V255H205ZM205 256H204V257H205ZM210 256H211V255H210ZM216 256H217V254H216ZM237 256H238V255H237ZM253 256H254V255H253ZM256 256H257V255H256ZM32 257H33V254H32ZM65 257H66V256H65ZM67 257H70V256H67ZM101 257H102V256H101ZM101 257H100V258H101ZM129 257H130V256H129ZM202 257H203V256H202ZM241 257H242V256H241ZM244 257H245V256H244ZM15 258H16V257H15ZM51 258L54 259V258H53V255H52ZM56 258H57V257H56ZM58 258H59V260H55L56 262H57V261H60V259H61L59 256H58ZM58 258H57V259H58ZM102 258H103V257H102ZM118 258H119V257H118ZM118 258H117V259H118ZM142 258H143V257H142ZM142 258H141V260H142ZM256 258H257V257H256ZM258 258H260V260H262V261L264 262V253H262V254H261V257L259 256ZM24 259H25V258H24ZM30 259H31V258H30ZM115 259H116V258H115ZM123 259H122V260H123ZM136 259H137V258H136ZM151 259H152V258H151ZM191 259H192V258H191ZM235 259H236V257H235ZM238 259H239V258H238ZM238 259H237V261H238ZM65 260H66V259H65ZM65 260H64V262H65ZM67 260H68V259H67ZM75 260L73 259V261H71V262L73 263ZM101 260H103V259H101ZM118 260H119V259H118ZM134 260H135V259H134ZM139 260H140V258H139ZM239 260H242V259H239ZM243 260H244V259H243ZM253 260H255V259H253ZM253 260H252V261H253ZM25 261H26V260H25ZM30 261H31V260H30ZM30 261H29V262H30ZM69 261H70V260H69ZM126 261H127V260H126ZM249 261H250V260H249ZM249 261H248V262H249ZM56 262H55V263H56ZM60 262H61V261H60ZM60 262H57V263L60 264ZM62 262H63V258H62ZM62 262H61V263H62ZM66 262H67V261H66ZM133 262H134V261H133ZM136 262H137V260H136ZM238 262H239V261H238ZM240 262H241V261H240ZM242 262H243V261H242ZM248 262H247V263H248ZM250 262H251V261H250ZM250 262H249V264H250ZM22 263H23V261H22ZM72 263H71V264H72ZM75 263H76V262H75ZM77 263H78V262H77ZM122 263H123V262H122ZM179 263H180V262H179ZM244 263H245V262H244ZM251 263H252V262H251ZM256 263H258V262H256ZM260 263H261V262H260ZM52 264H54V260H53V263H52ZM66 264H67V263H66ZM96 264H98V263H96ZM141 264H144V262H142ZM145 264H147V263H145ZM151 264H152V263H151ZM159 264H160V263H159ZM234 264H235V263H234Z\"/></svg>", "mask_w": 264, "mask_h": 264}]
</instances>
